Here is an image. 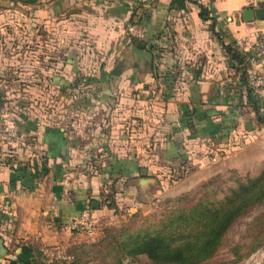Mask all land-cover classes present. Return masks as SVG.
Instances as JSON below:
<instances>
[{
	"label": "crops",
	"instance_id": "0c3cea01",
	"mask_svg": "<svg viewBox=\"0 0 264 264\" xmlns=\"http://www.w3.org/2000/svg\"><path fill=\"white\" fill-rule=\"evenodd\" d=\"M256 8L264 0H185L180 8L172 0H0V113L29 138L26 147L0 148V264L49 262L43 251L66 247L67 220L93 201L95 219L104 213L100 196L113 183L121 195L191 189L212 165L169 187L165 164L179 159L177 150L189 158L201 140L233 142L221 144L230 148L220 151L223 169L262 170L264 122L222 46L255 51L264 19L245 21L242 11ZM132 24L145 28L142 39L128 33ZM139 41L150 58L133 47ZM39 69L47 79L34 84ZM42 88L57 107L43 102L38 111L23 97L16 110L9 92ZM66 92L82 95L69 101ZM61 103H71L67 114Z\"/></svg>",
	"mask_w": 264,
	"mask_h": 264
},
{
	"label": "trees",
	"instance_id": "16d2710c",
	"mask_svg": "<svg viewBox=\"0 0 264 264\" xmlns=\"http://www.w3.org/2000/svg\"><path fill=\"white\" fill-rule=\"evenodd\" d=\"M184 1L172 0V6L180 8L184 6ZM199 10V17L205 21L211 20L210 29L213 35L221 40L220 32L215 28L216 20L209 15L210 11L202 5H199ZM222 46L228 67L239 73V81L246 87L245 92L250 106L258 121L263 123L264 118L260 112V107L262 106V110L264 107L259 93L250 88L247 83L246 59L248 53L238 50L229 43H223ZM48 56L49 61L54 63L53 72H56L55 66L58 61L52 59V55ZM178 75L179 73L171 74L170 77H174L172 80L175 81ZM40 78L42 80L47 79V75H44L39 69L33 77V83L39 84L40 80L38 79ZM21 82H25V79H22ZM257 101H259V105ZM220 141L216 139L201 140L197 143L198 149L192 152L190 159L186 157L187 153L177 150L174 158L179 159L174 160V163L172 162L170 165L165 164L167 172L163 175V179L167 182L166 184L175 183L190 173L194 168L193 164L195 165L194 158L198 154L210 159L220 154L223 148L222 143H229V147L234 145L229 140ZM228 146H226L227 149H230ZM165 157L167 161L170 160L166 155ZM185 157L187 160L184 159ZM113 188L114 183L110 185L108 190H113ZM213 195V193L205 192L195 202L189 198V195H183L172 201L173 204L164 210L156 222L149 220L145 222V227L140 229L134 231L125 229L116 233L111 250L116 257V264H124L122 261H130L139 255L146 256L151 264H207L222 246V239L230 227L252 207L263 203L264 169L258 176L249 178L246 182H239L236 187L228 189L221 200L214 199ZM102 198L108 201L111 196L102 193ZM98 208H90L92 215L93 211ZM263 220L264 212L253 222L252 226L257 227L259 225L260 228L251 234L249 243L246 246L236 244L230 247L234 259L220 264L236 263L262 245L264 237ZM26 253L27 251H22L21 255ZM72 257L74 258L73 254ZM33 264H64V262L52 260Z\"/></svg>",
	"mask_w": 264,
	"mask_h": 264
},
{
	"label": "rangeland",
	"instance_id": "374dc122",
	"mask_svg": "<svg viewBox=\"0 0 264 264\" xmlns=\"http://www.w3.org/2000/svg\"><path fill=\"white\" fill-rule=\"evenodd\" d=\"M49 49H51L50 52L57 50L56 47L53 49L50 47ZM68 49V44H64L60 53H64L65 50ZM9 93L15 95L14 104L18 107L16 110H21L25 107V99L30 100L32 105L36 106L38 111H41L40 106L43 102H49V105L56 106L54 103L55 95L50 91L45 90V88H42L41 90L34 89L32 92L27 93L29 96H24V92ZM74 95L75 98H78V96L82 94L81 92L74 94L66 92L62 94V97L63 99H68L70 101ZM69 104L71 103H61L59 105V109L61 110L60 114L64 115L68 113L70 110ZM44 106L45 104L41 106V108L44 109ZM50 109H53V107ZM225 149L227 150V147ZM225 149H223L222 153H225ZM256 151V147H251L250 152L252 154ZM222 153L210 158L209 161L204 158V155H197V161L195 165L193 164L194 168L188 174H191L197 169H207L211 165L213 166V173L211 174V172L207 171L208 173L203 174L202 177L199 176V181L194 187L187 191L181 192V189H175V191L170 189L164 190L161 187L157 190L158 188L155 186H148L138 191L133 189L132 192H128L129 194L123 193V195H121L119 192L120 188L118 187L119 189H117L115 186L113 190L110 189L103 193L106 196L107 194L110 195L111 198L106 201V199L104 200V198L100 196L101 208L104 213L97 216L98 220L97 218L95 219V233L93 235H87L69 229L66 231V236L70 237L66 240V247H62L61 249L65 254L71 255V257L69 260H62L64 264H116V257L111 251L116 233L125 229H129L130 231L140 229L145 227V222L149 220L156 222L164 210L169 205L173 204L172 201L183 195H189V198L195 202L202 194L210 192L214 194V199L221 200L228 192V189L236 187L239 182H246L247 179L258 176L264 169L259 170L262 166L249 171H241L234 168L223 169L222 166L228 167V164H225L226 162H218V160H221V158H224L225 156L222 155ZM250 158L253 159V157ZM216 166L219 167L217 168ZM173 184L174 183L170 184L171 186L169 187L174 186ZM263 212L264 201L263 203L255 205L246 214L241 216L224 235L222 246L207 264H220L233 260L234 256L230 251V247L235 246L236 244L246 246L249 243L251 234H254L260 228L259 225L257 227L252 226L253 222ZM72 232H74V235H71ZM72 254L74 258L72 257ZM122 262L124 264H151L144 255H139L134 259H130V261L124 260ZM233 264H264V237L263 243L260 247Z\"/></svg>",
	"mask_w": 264,
	"mask_h": 264
},
{
	"label": "built area",
	"instance_id": "2783aa9c",
	"mask_svg": "<svg viewBox=\"0 0 264 264\" xmlns=\"http://www.w3.org/2000/svg\"><path fill=\"white\" fill-rule=\"evenodd\" d=\"M128 33L137 40L145 35V28L139 25H129ZM247 83L248 86L259 93L261 103L264 107V28L258 33V41L255 51L247 57ZM29 144V138L20 133L14 121L8 119L5 113H0V148L12 150L13 148ZM96 221L89 206L82 209L80 214L67 220V229L81 232L87 235L95 233ZM47 261L69 260L71 255L65 254L62 249H47L43 251Z\"/></svg>",
	"mask_w": 264,
	"mask_h": 264
},
{
	"label": "water",
	"instance_id": "95a60500",
	"mask_svg": "<svg viewBox=\"0 0 264 264\" xmlns=\"http://www.w3.org/2000/svg\"><path fill=\"white\" fill-rule=\"evenodd\" d=\"M242 18L245 21L251 20V19H257V20H263L264 19V8H256V9H247V10H243L242 11ZM133 47H135V50H137L138 52H140L142 55L147 56L148 58H150V53L144 51L145 48V44L143 42H135L134 44H132ZM142 182H144V180H142ZM92 209H95L98 207V202L97 201H93L91 202V206Z\"/></svg>",
	"mask_w": 264,
	"mask_h": 264
}]
</instances>
